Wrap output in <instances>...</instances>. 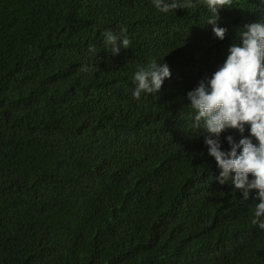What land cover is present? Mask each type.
Segmentation results:
<instances>
[{"label": "trees", "instance_id": "1", "mask_svg": "<svg viewBox=\"0 0 264 264\" xmlns=\"http://www.w3.org/2000/svg\"><path fill=\"white\" fill-rule=\"evenodd\" d=\"M210 15L203 3L0 0V264H264L255 192L215 179L187 100L241 28L264 22V0L220 9L224 40ZM106 30L130 47L111 55ZM153 59L171 77L137 100L134 73ZM227 135L241 138L223 133L225 151Z\"/></svg>", "mask_w": 264, "mask_h": 264}, {"label": "clouds", "instance_id": "2", "mask_svg": "<svg viewBox=\"0 0 264 264\" xmlns=\"http://www.w3.org/2000/svg\"><path fill=\"white\" fill-rule=\"evenodd\" d=\"M203 3L210 12L206 23L212 26L215 38L224 40L227 30L218 26L219 10L231 9L233 0H153L161 13L176 9L195 8ZM126 29H121V33ZM109 53L118 55L131 41L118 37L110 30L102 33ZM239 43H231L223 65L211 78H203L187 92V100L195 114L192 128L204 130L207 154L214 158L220 169L215 179L221 184H231L245 200L255 192L252 224L264 230V22L246 23L238 35ZM90 52H95L90 46ZM90 71L88 66L80 69ZM171 77L166 63L151 60L146 66H137L133 92L139 100L142 93L156 95L165 79ZM247 126L249 135H243ZM228 130L241 134L238 142L232 135L224 137L229 149L222 150L221 135ZM255 141V142H253ZM251 177V178H250Z\"/></svg>", "mask_w": 264, "mask_h": 264}]
</instances>
